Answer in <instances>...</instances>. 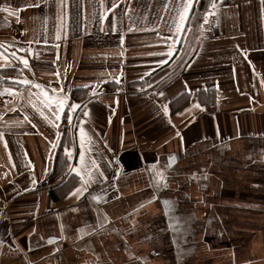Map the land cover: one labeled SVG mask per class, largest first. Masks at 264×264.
Returning a JSON list of instances; mask_svg holds the SVG:
<instances>
[{
  "label": "crops",
  "instance_id": "0c3cea01",
  "mask_svg": "<svg viewBox=\"0 0 264 264\" xmlns=\"http://www.w3.org/2000/svg\"><path fill=\"white\" fill-rule=\"evenodd\" d=\"M186 2L0 0V264H264V0H218L153 90Z\"/></svg>",
  "mask_w": 264,
  "mask_h": 264
},
{
  "label": "trees",
  "instance_id": "16d2710c",
  "mask_svg": "<svg viewBox=\"0 0 264 264\" xmlns=\"http://www.w3.org/2000/svg\"><path fill=\"white\" fill-rule=\"evenodd\" d=\"M209 3H210V0H193L189 15H188L185 27H184V31L182 33V37L176 49L174 57L171 59L169 63L157 69L152 74H150L149 77L145 78V81H143L144 83L146 81L152 82L154 81V78L155 80H157L159 76L163 75L165 72H168L170 68L177 63L180 56L181 57L184 56L182 52H185L188 46H191V41L193 37L195 36V34L198 32L197 30L198 26L200 25V22L202 21V16L205 12V9H208L206 7L209 5ZM82 91L84 90H77L76 93L75 91H73L72 97L75 99H78L77 93H81ZM202 94H207L208 97L206 96V98H203ZM195 96L199 101H203V99L209 100L212 98V92L209 91L205 93V92L199 91L198 93L195 94ZM68 145H69V135L66 131H64L62 138L60 139L56 153H55L53 171L51 175L49 176L48 181L50 182L56 181L57 178H59L65 172L66 167L68 165V160L66 158L64 150H65V147H67ZM77 182H78L77 178L74 175H70L64 183L54 187L50 191V193L52 194L51 195L52 198L56 200L57 197L61 195H65L77 184Z\"/></svg>",
  "mask_w": 264,
  "mask_h": 264
},
{
  "label": "rangeland",
  "instance_id": "374dc122",
  "mask_svg": "<svg viewBox=\"0 0 264 264\" xmlns=\"http://www.w3.org/2000/svg\"><path fill=\"white\" fill-rule=\"evenodd\" d=\"M217 2L218 0H210L209 5L206 7L208 9H205V12L202 16V21L198 26V32L193 37L191 46H188L186 54L182 57L180 56L177 63L173 65L168 72H165L163 75L159 76L157 78V81H155L154 78L155 84L153 85V90H156L158 88L162 89L168 82L175 80V78H177V76L181 74V71L185 68V64L194 57V53L197 47H199L200 43L203 41V38L208 37L209 34L212 33L215 16L214 8L212 7V5H215V3ZM206 15L207 19H205ZM79 112L80 109H78V112L76 114H79Z\"/></svg>",
  "mask_w": 264,
  "mask_h": 264
},
{
  "label": "snow or ice",
  "instance_id": "6c2138e0",
  "mask_svg": "<svg viewBox=\"0 0 264 264\" xmlns=\"http://www.w3.org/2000/svg\"><path fill=\"white\" fill-rule=\"evenodd\" d=\"M190 3H191V0H187V2L184 4V10L180 13V17H179L181 22L185 19V16H186V13L188 11ZM115 6L116 5L114 4L113 7H115ZM212 7L214 8L215 5L213 4ZM205 19H207V15H206ZM176 27H177V30H179L182 27V23H177ZM56 38L59 39V35H57ZM172 51H173L172 47L169 46L167 54L170 56L172 54ZM12 55H15V53H13ZM21 63H23L25 66H27V60L26 59H21ZM22 83L27 84L29 82L27 80H24V81H22ZM35 87L40 88V85L37 84V85H35ZM41 96H43V98H44L42 102L45 104V106L52 108L53 103L55 104V108L52 110L55 114L56 119L58 120L59 119V113L61 111H63V108H64V102H65L64 99L63 98H57L55 96L49 97L48 94L46 92H44L43 90H41ZM71 107H72V109H75L78 106L73 104ZM197 107H198V105H197ZM164 112H165V114H167V107L166 106H164ZM85 115H87V113H85ZM25 119H27V117H25ZM68 119L71 121V114L70 113H69ZM177 135H179V133H177ZM86 139L87 138H86L85 134L83 133V130H81V145H82V147L84 146ZM66 154H68L70 156V152H68L67 149H66ZM83 156H84V153L82 151L81 157L83 158ZM169 159L172 160L173 158L170 157ZM94 166H95V164L93 162V167ZM72 170L76 171L75 168ZM88 171L90 172V170H88ZM77 174L80 175L79 172H77ZM157 177L161 178V179L163 178L162 174H160V173H157ZM89 179H91L90 176H89ZM81 180L82 181L85 180V177L83 175H81ZM79 191L80 190L77 189L74 193H69V195L76 194ZM94 199H96V198H94Z\"/></svg>",
  "mask_w": 264,
  "mask_h": 264
}]
</instances>
